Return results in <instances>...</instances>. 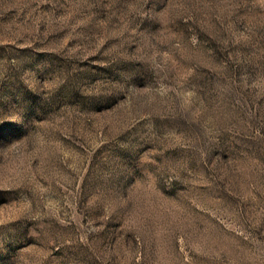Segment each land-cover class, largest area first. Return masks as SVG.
<instances>
[{"label": "rangeland", "instance_id": "374dc122", "mask_svg": "<svg viewBox=\"0 0 264 264\" xmlns=\"http://www.w3.org/2000/svg\"><path fill=\"white\" fill-rule=\"evenodd\" d=\"M0 264H264V0H0Z\"/></svg>", "mask_w": 264, "mask_h": 264}]
</instances>
